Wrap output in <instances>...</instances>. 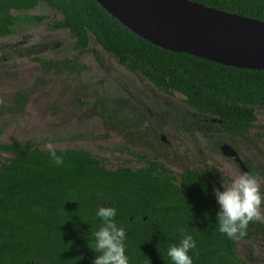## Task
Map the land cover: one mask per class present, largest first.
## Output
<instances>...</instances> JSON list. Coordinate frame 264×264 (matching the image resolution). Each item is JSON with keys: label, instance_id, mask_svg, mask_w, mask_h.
<instances>
[{"label": "trees", "instance_id": "obj_1", "mask_svg": "<svg viewBox=\"0 0 264 264\" xmlns=\"http://www.w3.org/2000/svg\"><path fill=\"white\" fill-rule=\"evenodd\" d=\"M60 16L75 48L91 36L115 59L158 89L184 94L198 113L226 116L228 124L250 119L252 106L264 105V70L222 65L149 43L122 25L96 0H0V37L17 25L40 17L17 12L40 4ZM207 7L264 21V0H190ZM27 15V14H26ZM32 143L0 144L12 157L0 162V264H93L99 254L94 232L103 221L100 207H115L114 220L126 232L129 264H173L167 256L182 234L196 248L193 264H241L236 239L218 230L217 214L206 177L186 171L174 182L156 162L135 170H111L89 151L59 150L64 162Z\"/></svg>", "mask_w": 264, "mask_h": 264}, {"label": "flooded vegetation", "instance_id": "obj_2", "mask_svg": "<svg viewBox=\"0 0 264 264\" xmlns=\"http://www.w3.org/2000/svg\"><path fill=\"white\" fill-rule=\"evenodd\" d=\"M36 8L40 13L30 10V13L20 17H40V21L34 18L30 22L20 23L12 33L0 37L16 36L11 39L12 42L0 46V51L4 50L0 52V69L6 64L3 70L5 77H0V81L15 80L20 85L11 95H0V117L6 113L22 116L31 106V101L46 98L42 89L48 90V94H54L49 100L50 113H64L78 120L89 117L93 121L94 118L99 121L100 133H103L65 136L61 140L62 146L55 149L89 151L71 143L90 139L106 141L109 135H114L122 139V144L115 147L114 152L125 153L144 165L108 168L104 159L89 151L100 165L111 170H135L156 162L170 171L179 186L186 171L203 175L210 189L209 200L213 201L218 211L220 205L215 190L222 191L223 183H231L241 173L260 178L264 193V105L252 106V113H247L250 119L243 121L238 118L237 126L228 124V118L224 115L221 118L216 113H198L185 102L187 97L184 94L172 89H158L139 73L119 63L101 45L96 44L92 36L87 47L75 48L68 29L52 27L54 21L60 18L57 12L41 3ZM41 25L45 27L46 35L34 32L18 35L19 29L41 28ZM62 32H66L67 36H61ZM25 61L37 64V73L27 79V85L22 82L25 70L21 67ZM109 62L116 67H111ZM110 83H113L114 90ZM9 96L11 104L5 105L4 98ZM197 134L205 142L204 153L197 141ZM15 142H28L33 144L32 147L48 150L44 147L46 141L14 139L0 141V144ZM11 157V152L0 150V162ZM261 210L264 213V204ZM236 240L235 254L241 264H264V222L250 223L247 234Z\"/></svg>", "mask_w": 264, "mask_h": 264}, {"label": "water", "instance_id": "obj_3", "mask_svg": "<svg viewBox=\"0 0 264 264\" xmlns=\"http://www.w3.org/2000/svg\"><path fill=\"white\" fill-rule=\"evenodd\" d=\"M96 1L130 31L164 50L264 70V21L190 0Z\"/></svg>", "mask_w": 264, "mask_h": 264}, {"label": "rangeland", "instance_id": "obj_4", "mask_svg": "<svg viewBox=\"0 0 264 264\" xmlns=\"http://www.w3.org/2000/svg\"><path fill=\"white\" fill-rule=\"evenodd\" d=\"M47 11V9H45ZM44 10V11H45ZM32 13H40L38 8L31 10ZM29 12H17V15L23 16L26 15ZM43 25V24H42ZM41 25V28L38 26L32 27V28H24L19 29L18 35H21L22 33H40L42 36L46 35L45 27ZM60 35H66V32L60 33ZM16 36L9 37V38H3L0 39V46L6 45L8 42H12L11 39L15 38ZM54 36V40H55ZM61 38V37H60ZM67 39V38H66ZM53 40V41H54ZM20 48V47H19ZM4 52V50H2ZM0 51V52H2ZM46 54H52L51 52H47ZM111 67H116L113 63L109 62ZM13 66H16L13 64ZM6 68L5 66H2L0 69V77H5L3 70ZM25 70V78L22 80V82L27 85L29 82L27 79L32 78L34 74L37 73V64L34 61L24 62V66L21 67ZM0 82H4L7 84H10L11 86L2 85L0 83V95L1 94H8L11 95L14 91H16V88L20 87L18 86V82L15 80H1ZM51 85V82L50 84ZM113 90L115 87L113 86V83H110ZM53 87V86H51ZM27 89H31L30 87H27ZM44 94L46 95L45 99L41 100H34L31 101V106L27 107V112L23 113L21 115H11V113H6L3 115V117H0V129L2 132V136L0 137V141L8 142L14 139H20V140H34V141H46L44 143V147L47 143L51 142L54 147H60L61 140H64L63 137L65 136H71V135H77V133H88L92 136L96 135L97 133H100L101 127L98 120H95L93 118V121H91L88 118H85L83 120L73 119L68 114L64 113H50L48 106H49V100H51L54 96V94H48V90L42 89ZM11 96L4 98L5 105H10L11 101L9 100ZM34 98V97H33ZM3 100V102H4ZM51 104V102H50ZM52 105V104H51ZM90 139L87 141H81V142H72L71 144L76 147L81 148H87L89 151H91L94 155L97 157L104 159L106 161L108 168H117L119 166H126L130 165L132 167H140L143 166L144 163H141L137 160H134L131 156L125 155V153H117L114 152V148L118 145L122 144V139L119 137H115L114 135H109V139L104 141L102 139ZM197 141L204 153L205 150V142L201 138V136H198L197 134ZM134 149V148H132ZM135 151V150H134ZM171 151V150H170ZM141 152H145L144 150H141ZM128 160V162H126ZM130 160V161H129ZM219 161L223 163H228V161L224 159H220ZM171 168L174 169L173 166Z\"/></svg>", "mask_w": 264, "mask_h": 264}, {"label": "clouds", "instance_id": "obj_5", "mask_svg": "<svg viewBox=\"0 0 264 264\" xmlns=\"http://www.w3.org/2000/svg\"><path fill=\"white\" fill-rule=\"evenodd\" d=\"M45 147L48 149L51 159L56 164L64 162L63 156L57 155L51 142ZM262 181L255 175L241 173L225 185L223 190H215V197L220 205L217 214L218 230L226 234L229 239H239L247 234V229L252 222H264V213L261 206L264 204V193L261 191ZM96 215L101 218L103 225L94 232L95 247L99 253L93 264H129V258L125 254L126 232L123 227H118L114 217L115 207H100ZM179 231L182 239L179 244L171 245L167 250V256L173 264H193L189 255L191 249L196 248V241L191 235H183L184 229Z\"/></svg>", "mask_w": 264, "mask_h": 264}]
</instances>
